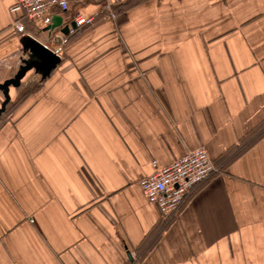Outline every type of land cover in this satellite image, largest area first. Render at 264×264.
Instances as JSON below:
<instances>
[{"label":"crops","instance_id":"obj_1","mask_svg":"<svg viewBox=\"0 0 264 264\" xmlns=\"http://www.w3.org/2000/svg\"><path fill=\"white\" fill-rule=\"evenodd\" d=\"M15 3L0 0V85L35 60ZM118 9L72 2L63 25L95 19L68 35L25 22L60 63L0 114V264H264V0ZM196 148L217 170L163 221L139 182Z\"/></svg>","mask_w":264,"mask_h":264},{"label":"built area","instance_id":"obj_2","mask_svg":"<svg viewBox=\"0 0 264 264\" xmlns=\"http://www.w3.org/2000/svg\"><path fill=\"white\" fill-rule=\"evenodd\" d=\"M74 1L83 3L87 0H16L9 13L15 16L13 26L16 31L31 36L27 33L25 22L32 23L42 31L52 24L54 16L69 12ZM96 1L107 12L108 18L116 21L118 8L128 0ZM73 19L76 27L70 28V34H75L77 28L93 25L95 15L86 17L76 11ZM213 163L205 148L186 151L182 157L165 166L154 161L152 173L139 182L141 193L150 204L158 207L161 219L169 221L177 215L193 190L216 172Z\"/></svg>","mask_w":264,"mask_h":264},{"label":"water","instance_id":"obj_3","mask_svg":"<svg viewBox=\"0 0 264 264\" xmlns=\"http://www.w3.org/2000/svg\"><path fill=\"white\" fill-rule=\"evenodd\" d=\"M63 19L59 16H55L52 20L51 26L47 27L44 32L48 31H54L56 29H60L61 33L64 35H68L70 31L69 25H63ZM73 28H75V25H72ZM27 39V50L31 52V54L34 56L35 60L31 61H25L24 65L20 68L18 74L13 78V80H10L3 85H0V90L4 94L5 102L3 103L2 109L0 110V114H2L5 109L6 105L10 102V87L18 88L20 87L21 81L23 78L26 77L27 73L34 70L37 73L43 74V78L48 77L51 72L57 67L58 63H60L59 56L48 49L45 45H42L38 43L36 40L31 39L29 37H26ZM131 254L128 253V259L132 262L130 259Z\"/></svg>","mask_w":264,"mask_h":264}]
</instances>
